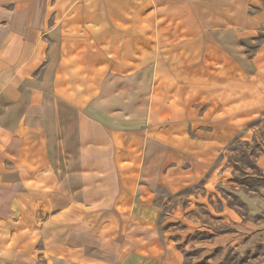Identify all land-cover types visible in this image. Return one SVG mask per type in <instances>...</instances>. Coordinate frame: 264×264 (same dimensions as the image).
Here are the masks:
<instances>
[{
	"label": "crops",
	"instance_id": "crops-1",
	"mask_svg": "<svg viewBox=\"0 0 264 264\" xmlns=\"http://www.w3.org/2000/svg\"><path fill=\"white\" fill-rule=\"evenodd\" d=\"M262 33L264 0H0V264H183L147 215L261 121Z\"/></svg>",
	"mask_w": 264,
	"mask_h": 264
},
{
	"label": "rangeland",
	"instance_id": "rangeland-1",
	"mask_svg": "<svg viewBox=\"0 0 264 264\" xmlns=\"http://www.w3.org/2000/svg\"><path fill=\"white\" fill-rule=\"evenodd\" d=\"M263 39L264 33L262 38L247 43L254 48ZM256 125L251 123L247 134L246 129L237 134L215 162L207 166L203 180L175 194L165 190L157 194L154 203L158 208L147 215V220L155 222V228L148 231L160 237H171L183 252V264H264V240L261 244L247 240V249L213 244L217 233L239 234L247 228L248 220L251 226H264V197L260 192L264 185V116ZM218 169L223 170L219 174L221 179L218 176L212 179ZM257 197H262L261 205ZM248 200L255 204L251 205ZM259 207L261 211H253ZM223 208L235 210L239 219L230 220L228 214L222 212ZM143 219L146 218L143 216ZM138 232L144 233L146 229L139 228Z\"/></svg>",
	"mask_w": 264,
	"mask_h": 264
}]
</instances>
